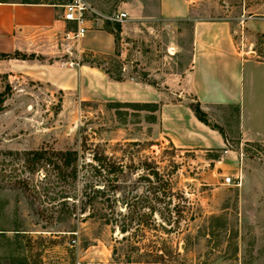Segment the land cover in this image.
Here are the masks:
<instances>
[{"label": "rangeland", "instance_id": "374dc122", "mask_svg": "<svg viewBox=\"0 0 264 264\" xmlns=\"http://www.w3.org/2000/svg\"><path fill=\"white\" fill-rule=\"evenodd\" d=\"M88 1L99 12L112 15L125 11L130 0ZM141 1L147 15H155L159 0ZM187 2L185 19L164 22L155 16L145 23L130 19L119 23L123 35L116 43L117 54L88 52L84 61L121 79L122 63L140 56L144 63L134 67L137 76L155 83L140 68L159 73L178 67L177 56L189 50L195 19H227L241 50L245 49L242 20L264 16V0ZM114 24L104 21L103 28L113 30ZM90 25L87 34L98 31L95 18ZM256 41L253 49L264 52V34ZM20 70L0 61V264H264V220L253 217L254 196L241 185L223 184V177L236 170L241 150L244 162L257 163L258 178L264 181V143L240 144L237 136L230 137L234 159L223 152L224 147L185 151L157 138L143 120L149 114L143 106L80 101L74 93L32 80ZM223 115L230 127V120L236 122V108ZM40 148L77 151L75 192L83 212L78 207L71 216L51 215L48 209L59 200L51 199L58 188L42 194L47 180L37 181V172L23 162L25 152ZM103 155L122 163L124 173L113 177L98 170L93 158ZM254 168L247 167L249 172ZM152 169L162 178L154 177ZM34 182L39 189H33ZM93 188L103 193L88 203ZM126 203L135 218L132 229L121 233L105 218L117 224L126 220ZM148 206L160 211L161 217L153 215L160 224L156 228L150 219L147 223L143 219ZM156 254H163L166 263L152 262Z\"/></svg>", "mask_w": 264, "mask_h": 264}, {"label": "crops", "instance_id": "0c3cea01", "mask_svg": "<svg viewBox=\"0 0 264 264\" xmlns=\"http://www.w3.org/2000/svg\"><path fill=\"white\" fill-rule=\"evenodd\" d=\"M59 4L0 0V53L18 51L41 56L0 61L15 64L21 68L22 75L32 80L72 92L80 101L143 106L144 112L149 113L143 118L144 122L154 128L158 139L175 148L210 151L225 147L232 136H237L240 144L264 143V52L253 49L258 35L264 34V16L249 15L242 20L241 39L245 40V49L241 50L227 19H195L189 50L177 56L178 67L159 73L149 72V67L140 68L152 77L155 81L152 83L137 76L134 67L144 63L140 56L122 63L121 79L99 65L84 61L88 52L113 54L114 36L98 22V31L89 34L87 31L77 40L66 38L74 27L60 18ZM125 4L126 20L140 23L155 20V16L164 22L185 19L190 10L187 0H159L153 16L147 15L146 5L141 0ZM247 46L250 50H246ZM196 102L211 123L222 127L223 133L196 118L190 108V104ZM234 108L237 118L236 122L230 120V127L223 114ZM228 152L230 159L236 158L235 151ZM250 166L255 167L251 172L247 169ZM257 166L243 160L241 186L255 198L253 217L263 221L264 181L258 178Z\"/></svg>", "mask_w": 264, "mask_h": 264}, {"label": "trees", "instance_id": "16d2710c", "mask_svg": "<svg viewBox=\"0 0 264 264\" xmlns=\"http://www.w3.org/2000/svg\"><path fill=\"white\" fill-rule=\"evenodd\" d=\"M60 3V2H59ZM113 36L114 40L117 43L119 40L120 32H121V25L119 23L114 24V29H108ZM117 54V51L115 50ZM35 59L41 58V56L35 55L34 53L26 54L22 52L15 51L13 53H0V59ZM190 108L196 118L204 123L205 125L209 126L210 128L218 130L220 133L223 132L222 127L216 123H211L208 118L207 114L202 110L199 103H191ZM25 158L23 162L25 163L26 168L32 171H36L39 179L47 180V185L41 187L42 194L47 195V193L55 191L54 188L57 187L58 189L54 192V197H52V201L55 199H59L57 202H54L50 207L51 215L55 214L56 218L61 217V215H74L77 211L78 207L81 212L84 211L83 206H79L77 203L79 202L78 196L75 192V182L78 180V154L76 150H59V151H52L48 152L46 149L40 148L36 150H31L25 152ZM94 161L98 164V170H104L108 175H112L113 177L116 176L118 173H124V165L119 161L114 160L111 157L104 156H94ZM88 164V163H87ZM90 164V162H89ZM45 171V172H43ZM151 174L156 178H162L159 175L156 169L151 170ZM109 180V179H108ZM115 184L117 181L116 179H112ZM25 186L28 182H24ZM110 183V182H109ZM111 184V183H110ZM113 184H111L113 186ZM94 186V185H93ZM33 189H39V184L34 182ZM38 192V190H37ZM103 191L99 188L92 189V195H88V203L94 200L96 197L102 196ZM82 203V202H81ZM126 210H127V217L126 220L117 224L115 221L110 220L109 218H105L106 224H113L118 227L121 233H127L130 229H132V221L135 218V214L130 212L129 204L126 203ZM144 206V205H142ZM149 214L145 216L144 221L147 223V218L151 220L152 225L156 228V226H160V224L155 223V219L153 215L155 213L160 214L159 209L155 206H148ZM47 210V209H46ZM129 212L131 213L129 215ZM50 215V216H51ZM54 216V215H53ZM161 217V214H160ZM143 221V220H141ZM148 225V224H147ZM151 225V224H149ZM124 237V236H123ZM156 258L152 262H164L163 254H156ZM131 262V261H126Z\"/></svg>", "mask_w": 264, "mask_h": 264}, {"label": "built area", "instance_id": "2783aa9c", "mask_svg": "<svg viewBox=\"0 0 264 264\" xmlns=\"http://www.w3.org/2000/svg\"><path fill=\"white\" fill-rule=\"evenodd\" d=\"M62 8L60 18L73 25V29L66 34V38L77 40L83 37L91 28V18H95L98 22L111 21L115 23H122L127 19L126 12L118 11L112 15L103 14L97 11L94 6L87 0H64L59 4ZM230 143L226 142L224 153H227L230 148ZM243 151L240 152L238 159V166L233 173L227 174L223 177V184L240 186L242 182V163Z\"/></svg>", "mask_w": 264, "mask_h": 264}]
</instances>
